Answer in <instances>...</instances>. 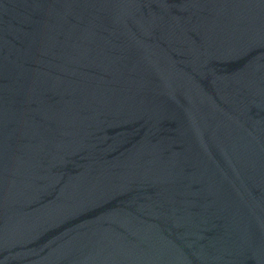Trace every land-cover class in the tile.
Here are the masks:
<instances>
[{"label":"water","instance_id":"95a60500","mask_svg":"<svg viewBox=\"0 0 264 264\" xmlns=\"http://www.w3.org/2000/svg\"><path fill=\"white\" fill-rule=\"evenodd\" d=\"M0 264H264V0H0Z\"/></svg>","mask_w":264,"mask_h":264}]
</instances>
